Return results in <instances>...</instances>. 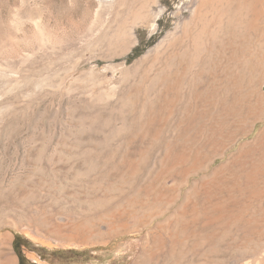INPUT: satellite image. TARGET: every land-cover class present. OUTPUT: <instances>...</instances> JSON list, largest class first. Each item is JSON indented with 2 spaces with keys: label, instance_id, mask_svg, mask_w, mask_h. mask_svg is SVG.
Listing matches in <instances>:
<instances>
[{
  "label": "rangeland",
  "instance_id": "rangeland-1",
  "mask_svg": "<svg viewBox=\"0 0 264 264\" xmlns=\"http://www.w3.org/2000/svg\"><path fill=\"white\" fill-rule=\"evenodd\" d=\"M17 234L26 264H264V0H0V264Z\"/></svg>",
  "mask_w": 264,
  "mask_h": 264
},
{
  "label": "trees",
  "instance_id": "trees-1",
  "mask_svg": "<svg viewBox=\"0 0 264 264\" xmlns=\"http://www.w3.org/2000/svg\"><path fill=\"white\" fill-rule=\"evenodd\" d=\"M141 55V52H139V48H135L133 53L129 55V61L139 57ZM23 239V237L20 234H17L14 240V249L17 252L19 258H20V263L19 264H26L27 259L23 253V246H29L30 242L28 240H24L21 242L20 240Z\"/></svg>",
  "mask_w": 264,
  "mask_h": 264
},
{
  "label": "bare ground",
  "instance_id": "bare-ground-1",
  "mask_svg": "<svg viewBox=\"0 0 264 264\" xmlns=\"http://www.w3.org/2000/svg\"><path fill=\"white\" fill-rule=\"evenodd\" d=\"M194 21V20H193ZM256 22V21H255ZM0 245H2V243H0Z\"/></svg>",
  "mask_w": 264,
  "mask_h": 264
}]
</instances>
